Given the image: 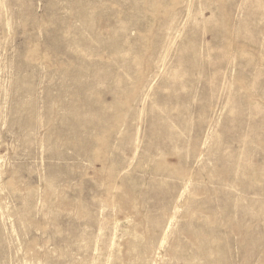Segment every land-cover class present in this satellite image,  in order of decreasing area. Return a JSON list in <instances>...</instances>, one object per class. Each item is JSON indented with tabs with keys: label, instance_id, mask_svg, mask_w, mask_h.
Masks as SVG:
<instances>
[{
	"label": "rangeland",
	"instance_id": "1",
	"mask_svg": "<svg viewBox=\"0 0 264 264\" xmlns=\"http://www.w3.org/2000/svg\"><path fill=\"white\" fill-rule=\"evenodd\" d=\"M0 264H264V0H0Z\"/></svg>",
	"mask_w": 264,
	"mask_h": 264
}]
</instances>
